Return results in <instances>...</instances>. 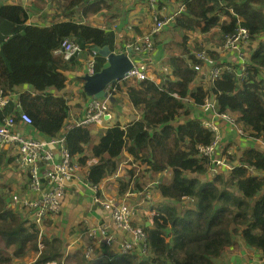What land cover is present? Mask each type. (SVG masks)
Instances as JSON below:
<instances>
[{"label":"trees","instance_id":"obj_1","mask_svg":"<svg viewBox=\"0 0 264 264\" xmlns=\"http://www.w3.org/2000/svg\"><path fill=\"white\" fill-rule=\"evenodd\" d=\"M92 1L61 0L58 5L64 20L48 26L28 24L22 6L0 4V90L10 94L19 86L30 87L18 94V103L30 116V126L46 139L61 134L68 115L66 99L52 93V89L64 88L62 71L72 61L54 54L61 42L72 40L87 49L104 45L112 48L111 31L68 19L82 6L85 13L102 8L100 0ZM177 1L184 10L174 16L172 28L182 32L183 40L189 38L188 32L206 34L216 26L222 37L239 27L247 30L251 41L264 35V0ZM220 15H227L228 21L220 22ZM180 49V55L168 57L170 74L159 83L150 79L122 82L130 102L140 109L138 120L106 127L95 141L88 127L74 126L63 133L65 146L77 157L79 166L96 158L87 174L91 184L112 175L127 150L134 160L147 165L145 172L160 174L156 186L165 198L153 215L152 226L143 227L149 254L146 259L128 253L87 263L75 253L76 264H215L227 248H236L239 240L264 254V152L247 146L231 170L200 179L207 173L209 162L198 154L197 145L211 143L214 133L198 118L185 120L190 109L183 103L188 97L198 106L212 93L218 112L236 114L238 126L247 136L264 141V40L254 49L242 80L236 70L227 71L206 88L201 85L190 89L189 85L197 76L193 66L205 62L211 52L202 49L205 59L198 55L201 49L192 53L185 44ZM104 61L96 54L95 72ZM11 113L18 114L8 103L0 117ZM86 147L88 155L84 154ZM250 168L258 174L251 173ZM127 184L121 179L120 191ZM37 235L36 224L6 207L0 194V264H10V254L25 257L31 252L38 254L34 264H60L64 255L61 240L43 237L39 250Z\"/></svg>","mask_w":264,"mask_h":264},{"label":"crops","instance_id":"obj_2","mask_svg":"<svg viewBox=\"0 0 264 264\" xmlns=\"http://www.w3.org/2000/svg\"><path fill=\"white\" fill-rule=\"evenodd\" d=\"M94 1L95 0L92 2ZM60 2L61 0H0V4L5 3L22 6L27 14L28 24L43 26H48L54 22L64 20L62 17L63 9L58 5ZM100 5L102 6L101 9L87 13L84 12V6L79 7L77 12H74V14L68 19L96 26L106 31H111L113 39L112 48L110 49L113 52L118 53L125 50V45L127 43L133 42L135 39L149 32L152 26L154 10L158 9L161 14H171L181 5V3L177 0H100ZM151 5L153 7H151ZM224 21H228V16L220 15V22ZM168 29L170 28L164 30L167 31ZM210 32L215 34L216 40L214 42L211 41L210 37L202 44L195 46L203 47L204 45L205 48H203L212 54L207 57L205 62H201V68L205 72H208L217 66L223 68V73L227 72L225 69L227 66L234 65V67H237L243 58V61L247 64L254 49L258 45L257 40L250 41L249 43L242 45L239 50L228 52L223 47L225 37L224 35L222 37L220 28L216 26L215 28H212ZM157 36H159V34L153 36L154 43ZM164 43L165 41H162L163 45ZM162 44H159L158 47L163 46ZM158 51L160 52L159 49ZM54 54L61 56L57 52H54ZM96 54L97 53H95L92 48H82L80 54L72 57V61L68 64V69L62 71L66 78L64 88L61 90L52 89L54 95L62 96L66 99L68 106V115L65 121L66 124L82 118L84 107L91 99L83 92L82 76L85 74L86 60L92 58L94 60L95 69ZM160 54L156 52L154 48L148 56L140 54L135 57V60L144 58L148 61V77L156 83H159V81L165 78L166 75L170 74V66L167 63L168 59L165 64L158 63V58L161 56ZM180 54L181 53L178 55ZM154 70L157 72H154ZM164 70L167 72L161 73ZM172 78L173 80L177 79L175 77ZM202 82L204 81L199 75H197L195 80L189 85V88L196 89L197 86L201 85L204 88L209 86ZM130 84L133 83L130 82ZM28 90H31L30 87L28 85H23L19 86L17 91L10 93L12 94V100L9 103L13 105V108L18 113L20 111L17 107L18 94ZM207 96L215 100L212 93ZM111 100L109 105L112 113L111 119L100 124H91L87 128L91 134L94 135V141L97 140V136L102 129L114 124L125 126L127 123L140 118V109L134 107L130 102L122 84L120 90L113 97V101ZM183 103H186L187 107L190 109V114L185 120L187 118H198L203 127L204 125L202 121L210 120L216 126L217 134L220 137L218 151L233 166L239 163L238 157L243 148L247 146H253L264 152V141L261 138L246 137L244 132H239L240 125L238 127L236 114L230 113L235 123H237V125L233 126L227 120L214 116L213 113H204L200 106L202 103L198 106H194L193 99L188 97L183 100ZM3 108L4 107L0 106V111ZM6 115L7 114H2L0 117V123L2 122V117ZM182 121H184V119ZM15 130L29 137L46 138V136L32 128L30 125H24L22 123L16 124ZM62 132L63 129L61 130V133ZM87 152H89V149L86 147L84 154L88 155ZM16 158L17 151L12 146H0V194L3 195L6 207L16 212H21L31 222L30 212L26 208L19 207L18 205L13 206L12 203L13 196H26L30 198H36L38 196L37 193L29 190L27 173L19 170L16 164ZM94 162H96V158L92 157L86 161V165L79 166L76 160L77 168L75 176L66 187V193L64 195L65 197L60 212L56 215L45 217L41 224L36 225L38 228L37 247L39 250L43 247V244L41 243L43 237H57L61 240L64 255L60 264H69L70 261L74 259L75 255H78L79 253L85 260L82 247L79 245L77 238L82 233L86 221L90 223H98L101 221L102 211L99 210V208H94L92 205L91 195L93 190L89 186L91 182L87 179L89 167ZM146 168L147 165L145 163H142L139 159L134 160L133 156L129 154L127 150H124L119 158L114 173L97 184L98 188L108 195L134 204L135 208L131 222L134 226L144 228L152 226L153 215L157 212L160 203L165 200L161 195L158 186H156V179L160 178V174L153 175V172L152 174L151 172H145ZM133 169L136 170L132 174L131 170ZM139 170L143 171V175L140 176ZM250 171L253 174H258L255 169H251ZM164 174L167 176L168 172H165ZM199 177H201L200 179L212 178L208 171L205 176ZM121 179L128 182L127 188L123 191H120L119 181ZM137 183L138 185H135ZM147 191L149 192V198L145 197ZM0 244L2 245V240L0 241ZM242 248H245V250H242ZM10 250L11 249H7L6 251ZM102 250L105 252L107 251L106 248H103ZM226 251H229L227 252L229 253L228 264H264V254L261 251L246 246L242 241L238 243L236 248H227ZM10 255L11 258H13V264H22V262L25 264H34V261L38 256L35 252H31L25 257ZM101 260L103 259H100V261ZM46 264L56 263L55 261H51Z\"/></svg>","mask_w":264,"mask_h":264},{"label":"built area","instance_id":"obj_3","mask_svg":"<svg viewBox=\"0 0 264 264\" xmlns=\"http://www.w3.org/2000/svg\"><path fill=\"white\" fill-rule=\"evenodd\" d=\"M151 7L153 6L151 5ZM183 10V4L171 14H161L158 9L154 10L149 32L133 42L127 43L125 50L122 51L129 56L132 63L131 68L126 71L122 79L106 86L104 97L90 99L86 103L82 118L69 124L65 122L61 134L48 139L34 138L15 130L16 124H31L30 116L21 110L19 103H17V107L20 111L17 115L9 114L2 117L0 146H12L17 151L16 164L19 170L27 173L29 190L38 194L36 198L13 196L12 203L13 206L18 205L26 208L30 212L33 223L39 225L45 217L60 212L66 187L75 176L77 163L65 146L63 133L74 126L88 127L91 124H100L111 119L110 100L116 95L122 82H141L149 79L148 61L144 58L135 60V57L140 54L148 56L155 48L153 36L164 29L172 28L174 16ZM250 41L247 30L239 27L235 33L225 36L223 47L228 52H235ZM81 51L82 47L76 42L64 39L55 52L59 53L64 60H69L80 54ZM198 55L200 58L206 59L204 50L201 49ZM243 59L237 67L231 65L225 68L230 72L236 70L240 80L244 78V70L247 65ZM193 68L204 81L202 83L207 85L213 83L223 73V68L220 66L212 68L208 72L202 70L201 64H196ZM94 72V60L92 58L86 60L85 74ZM11 100L12 94H3L0 90L1 107L6 106ZM200 106L204 113H213L214 116L227 120L231 125H237L231 115L216 110V102L209 96L203 99ZM202 123L205 128L214 133L211 143L197 145L198 154L206 157L209 162V174L213 177L224 170H231L233 165L218 151L220 137L217 134L216 126L210 120H203ZM239 132L243 133L244 131L239 127ZM89 186L93 190L92 205L94 208L102 210V216L98 223L86 221L82 233L77 238L85 259L88 262L100 259L112 260L119 254L128 253H136L143 258L147 257L149 254L145 230L143 227L134 226L131 222L135 205L108 195L101 191L96 184H89ZM145 197L149 198L148 191ZM103 248H106L107 251H103Z\"/></svg>","mask_w":264,"mask_h":264},{"label":"water","instance_id":"obj_4","mask_svg":"<svg viewBox=\"0 0 264 264\" xmlns=\"http://www.w3.org/2000/svg\"><path fill=\"white\" fill-rule=\"evenodd\" d=\"M92 50L105 58L106 61L102 64L99 71L82 76V89L88 97L97 99L105 96L106 86L122 79L126 71L131 68L132 63L127 54L124 52H113L108 45L102 47L93 46ZM111 99L113 101V98Z\"/></svg>","mask_w":264,"mask_h":264},{"label":"rangeland","instance_id":"obj_5","mask_svg":"<svg viewBox=\"0 0 264 264\" xmlns=\"http://www.w3.org/2000/svg\"><path fill=\"white\" fill-rule=\"evenodd\" d=\"M181 31H176L174 30V28H170L167 31L164 30L161 33H158L159 36L156 37L155 39V50L156 52H158L161 56L158 58V63L162 64L166 62V60L168 59V57L170 55L173 54H179L180 53V47H182V45H186V47L193 53L195 51H198L200 49H203V47L205 48V46H198L195 47L196 45H200L202 44L205 40H208L211 37V41H215V34L213 32H209L207 34H199V32H188L187 34L189 35V38L187 37V40H183V36L180 33ZM169 34V35H168ZM186 34V33H185ZM258 42L263 41L264 40V35L260 36L258 39H256ZM162 41H165L164 45L162 44ZM199 41V42H198ZM219 41V40H218ZM255 41V40H253ZM159 44H162L163 46L158 47ZM158 49L160 50V52L158 51ZM154 72H157L156 70H154ZM167 71L164 70L161 73H166ZM261 74L264 76V73L261 72ZM132 83H135L134 81H132ZM183 120V119H182ZM246 135V134H245ZM246 137H249L246 135ZM189 177H194L196 175L194 174H189ZM152 177V175H151ZM150 178V177H149ZM201 178V177H199ZM65 197V196H64ZM63 197V199H64ZM63 202V200H62ZM101 210V209H99ZM102 211V210H101ZM240 242V240H239ZM243 247V246H242ZM242 250H245V248H242ZM229 251H224L221 255V257L219 258V260L215 261V264H228V255L229 253H227ZM234 254V253H232ZM77 256H81V254L79 253ZM87 262V261H86ZM92 261H90L91 263ZM89 263V262H87ZM11 264H13L11 262ZM16 264V263H14ZM20 264V263H18ZM22 264H25L24 262H22ZM69 264H76L75 259H73L72 261H70Z\"/></svg>","mask_w":264,"mask_h":264},{"label":"clouds","instance_id":"obj_6","mask_svg":"<svg viewBox=\"0 0 264 264\" xmlns=\"http://www.w3.org/2000/svg\"><path fill=\"white\" fill-rule=\"evenodd\" d=\"M64 60V59H63ZM70 60V59H69ZM67 61V60H66ZM95 73V72H94ZM97 185V184H96Z\"/></svg>","mask_w":264,"mask_h":264}]
</instances>
